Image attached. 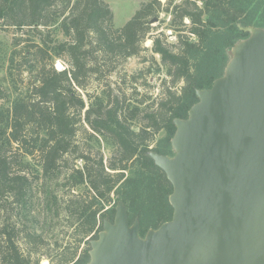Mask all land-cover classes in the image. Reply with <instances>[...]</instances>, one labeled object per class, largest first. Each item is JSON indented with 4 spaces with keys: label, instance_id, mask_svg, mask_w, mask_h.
I'll list each match as a JSON object with an SVG mask.
<instances>
[{
    "label": "trees",
    "instance_id": "trees-1",
    "mask_svg": "<svg viewBox=\"0 0 264 264\" xmlns=\"http://www.w3.org/2000/svg\"><path fill=\"white\" fill-rule=\"evenodd\" d=\"M160 12L171 14L169 27L177 32L173 44L160 35L152 40L151 50L160 55L169 76L163 97L154 108L152 102L142 105L148 95L137 99L136 86L147 84L141 68L128 76L133 84L130 97L121 86L123 74L115 93L107 84L104 95L87 94L82 117L85 102L74 85L85 88L90 74L98 79L107 76L114 71L115 60L123 62L146 50L142 41L152 29L150 19ZM112 22L113 11L104 0H0V24L13 26L20 34L13 37L8 74L17 62L18 74L31 79L25 91L9 96L0 91V199L8 193L15 206L25 204L29 179L23 169L28 163L16 162L20 151L36 157L40 175L35 177L42 185L57 179L63 169L68 190L86 186L64 207L79 241L96 231L95 238L105 217L113 220L117 200L124 202L129 223L138 219L142 235L171 218V183L145 152L172 154L173 118L186 117L197 100L195 89L209 87L223 73L229 49L248 34L238 25L264 26V0H141L122 26L114 27ZM50 27L64 38L53 37ZM94 53L98 58L90 59ZM56 59L66 66L56 69ZM150 59L147 70L159 72L160 64ZM177 84L178 89H173ZM141 115L146 123L136 130L132 125ZM161 130L165 135L155 140ZM78 132L91 140L101 136L116 146V154L104 163L102 155L95 157L81 148ZM71 155L83 164L68 166ZM15 163L20 170L14 169ZM58 200L57 191L45 193L50 208ZM15 228L8 223L0 230V264H30L29 253H23L15 241ZM88 260L86 249L73 263Z\"/></svg>",
    "mask_w": 264,
    "mask_h": 264
},
{
    "label": "water",
    "instance_id": "water-1",
    "mask_svg": "<svg viewBox=\"0 0 264 264\" xmlns=\"http://www.w3.org/2000/svg\"><path fill=\"white\" fill-rule=\"evenodd\" d=\"M238 28L223 73L173 118L172 154L145 152L171 183V218L142 235L117 200L85 264H264V26Z\"/></svg>",
    "mask_w": 264,
    "mask_h": 264
},
{
    "label": "rangeland",
    "instance_id": "rangeland-1",
    "mask_svg": "<svg viewBox=\"0 0 264 264\" xmlns=\"http://www.w3.org/2000/svg\"><path fill=\"white\" fill-rule=\"evenodd\" d=\"M104 1L108 3L113 11L112 24L114 27H120L132 16L141 0ZM161 1L164 2L165 0ZM171 18V14L160 12L158 20L150 23L152 29L146 34L142 41V46L147 49L143 50L140 55L131 56L123 62L115 60L113 63L115 66L114 71L107 76H102L98 79L96 74H90L85 88H79L74 85L85 102V106L81 111L82 117L84 116V111L89 102L87 94L104 95L103 91L108 89L107 84L110 85L113 93H115L116 81H119V76L123 74H125L124 76L126 78L125 82H121V86L126 96L130 97L133 92V84L130 82L128 76L134 73L135 70L141 68L145 69L147 84L140 85V82L138 83L136 90L139 91V94L136 97L138 99L141 95L146 94L148 95V99H146L142 105L145 106L152 102V107L154 108L156 106V102L163 97L162 88L169 86V76L166 73L165 67L161 64L160 55L151 50L152 40L156 35H160L169 44L177 42V32L169 27ZM52 30L51 33L53 37L55 35L59 39L64 38L58 30L55 29L54 34ZM18 32L19 31L13 26L0 24V91L3 90L7 96L13 95L19 91H25L28 84L29 87L31 84V79L26 73H24L23 76L18 74L19 65L17 62L12 68V75L8 74V57L13 48L12 41L14 35L20 36ZM29 36H31V33ZM98 56V53L89 55L90 59L98 58ZM152 57L160 64L159 72H154L153 68H151V71L147 70V67L151 65L150 58ZM65 66L66 63L59 59L54 61V67L56 69H62ZM178 87L179 84L174 86L173 89H178ZM145 123L146 120L141 115L134 121L132 126L137 130ZM83 126L88 133H91V129L88 125L83 124ZM164 135L165 131L163 130L157 132L155 134V140ZM95 138L96 139L92 140L86 139L83 133L78 132L76 142L81 144L82 149H86V151L90 150L91 155L95 157L97 155H102L104 163H108L116 154V146L107 143L101 136H95ZM153 144L151 146H153ZM21 153L20 151L15 158L18 163H28V166L23 169L27 173L29 179L26 188L27 195L25 204L24 206L21 204L15 206L11 200L10 194H4L5 196L0 199V230L8 223L16 227L15 241L23 253H29L30 264H64L61 262L66 261L68 262L65 264H74V260L86 249L88 251L89 244L87 241L88 239L94 238L93 235L96 234V231L79 241L75 223L68 218L64 207L67 201L82 194L86 186L79 185L72 190H68V185L64 184V180L62 179L63 169H61L62 172L57 179L52 178L42 185L41 180H37L35 177L37 174L40 175L36 157L22 155ZM66 164L68 166L72 164L81 166L83 160L80 157L71 155L67 157ZM14 167L15 170H20L16 163ZM63 167L65 169V166ZM55 191H57L59 197L58 204H54L50 208L45 204V193H53ZM98 231L99 230H97V232ZM27 234L29 236H27ZM61 259L64 260L61 261Z\"/></svg>",
    "mask_w": 264,
    "mask_h": 264
}]
</instances>
